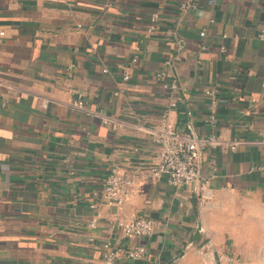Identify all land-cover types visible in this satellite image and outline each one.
Instances as JSON below:
<instances>
[{"label": "crops", "instance_id": "obj_1", "mask_svg": "<svg viewBox=\"0 0 264 264\" xmlns=\"http://www.w3.org/2000/svg\"><path fill=\"white\" fill-rule=\"evenodd\" d=\"M263 29L264 0H0V264H98L106 243L146 248L116 264H264ZM173 77L170 119L223 142L202 152L207 182L147 176ZM113 165L134 179L120 206L102 196ZM137 217L153 235L123 234Z\"/></svg>", "mask_w": 264, "mask_h": 264}, {"label": "built area", "instance_id": "obj_2", "mask_svg": "<svg viewBox=\"0 0 264 264\" xmlns=\"http://www.w3.org/2000/svg\"><path fill=\"white\" fill-rule=\"evenodd\" d=\"M213 3L214 0H211ZM183 10L195 8L192 3H182ZM159 31V13L152 12L150 14V22L146 29L145 36H151ZM0 34H4L1 32ZM205 31L201 36H205ZM259 38L264 39V29L259 34ZM140 47H137L136 54L132 61L137 62L140 57ZM170 64V62H166ZM157 78L161 80L165 75L164 72H158ZM125 81L130 79L129 74L123 76ZM5 86V83L0 82V89ZM163 87L169 90L172 94V99L169 107L163 111L159 124L152 131V142L158 148V161L147 170V176L152 179H157L163 175H167L169 183L174 186L182 184H191L197 181L207 182L208 180L201 175V157L202 152L208 147L223 145L219 137L214 134L195 135L190 131L178 128L170 119V111L178 106V94L181 86L176 78L164 82ZM217 86L206 91L212 104V113L208 119L213 125L216 124V108L218 105ZM1 92V91H0ZM118 94V93H116ZM6 104V102H5ZM73 106L83 108V100L74 102ZM193 112L188 111L187 116H192ZM225 145V144H224ZM229 147L235 148L236 144L232 143ZM134 179L131 175L126 174L119 166L113 165L109 168L105 177V182L102 190V196L105 202L110 206L123 205L133 193ZM156 221L150 217H137L120 223V228L127 238L138 236H151L156 229ZM105 253L103 259L98 264H116L117 259L126 253V256L131 259H140L144 256L146 248L137 246L128 252L125 250L112 247L109 243L104 244Z\"/></svg>", "mask_w": 264, "mask_h": 264}, {"label": "rangeland", "instance_id": "obj_3", "mask_svg": "<svg viewBox=\"0 0 264 264\" xmlns=\"http://www.w3.org/2000/svg\"><path fill=\"white\" fill-rule=\"evenodd\" d=\"M206 242H207V240L203 239V237H202V239H199V240L196 241V243L199 246V248H201L203 245H205ZM208 263H209V261H208Z\"/></svg>", "mask_w": 264, "mask_h": 264}]
</instances>
